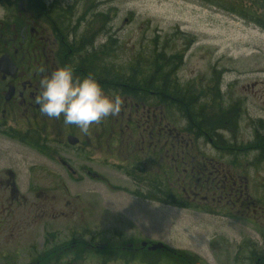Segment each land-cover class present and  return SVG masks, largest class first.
Listing matches in <instances>:
<instances>
[{
    "label": "flooded vegetation",
    "instance_id": "1",
    "mask_svg": "<svg viewBox=\"0 0 264 264\" xmlns=\"http://www.w3.org/2000/svg\"><path fill=\"white\" fill-rule=\"evenodd\" d=\"M63 1L0 0V264H81L91 261L95 253L110 254L113 249L123 250L124 245L122 252L136 258L135 264H163L159 252L165 246L155 250L152 247L157 242H135V237L124 244V238L129 236L122 233V228L127 221L132 229L126 231H135V218L121 211L115 215L117 211L104 206V200L90 201L98 202L99 216L104 217L98 224L101 230L94 233L98 229L92 230L90 225L97 222L84 221L86 206L97 207L87 202L83 206L80 195L67 190V184L88 178L103 181V165H111V169L128 178L131 186L124 189L133 199L187 204L202 211L206 210L204 206L208 207L206 211L218 208L224 215L251 222L264 218V176H255L261 194L254 198L248 192V175L224 171L230 167L226 161L229 157L224 154L235 151H240L241 157L255 153L250 162L244 158L246 169L264 167V116L250 113L245 102L232 104L231 99L223 97L215 101L217 97L212 95L211 103L216 104H212V112L207 107L209 120H200L201 116L192 111L190 137L185 139L175 127H166L163 132L158 126L164 119L159 88L136 87V97L126 92L127 75L112 78L105 71L95 70L94 66L106 63L92 59L98 45L94 44L96 38L108 36L107 31L97 33L99 36L93 34L104 26L94 22L93 16L100 12L85 7L79 13L78 4L74 7ZM184 1L212 8L242 1L240 18L264 22V0ZM234 11V15L239 14ZM58 67L70 68L75 79L87 75L95 78L105 95L121 99L120 113L90 125L87 134L74 125L66 126L62 117L41 114L35 103L39 81ZM207 89L209 96L213 90L210 86ZM150 94L157 97L151 98ZM136 153L143 158L135 159ZM214 153L223 158L216 159ZM91 165H98L97 171ZM147 171L154 175H146ZM136 174L142 180L137 181ZM134 182L144 185L141 188ZM42 185H51L58 191L46 192L39 188ZM24 186L28 191L31 186L34 189L27 194ZM138 189L143 193L140 197L135 195ZM112 223L118 234L115 229L109 231ZM28 232L39 234L42 241L22 248L11 245L13 236ZM144 254L153 258L144 259ZM118 257L115 256L116 263L125 264ZM237 258L233 264H239ZM178 259L182 260L179 264H190L184 256ZM246 259L264 264L263 254Z\"/></svg>",
    "mask_w": 264,
    "mask_h": 264
},
{
    "label": "rangeland",
    "instance_id": "2",
    "mask_svg": "<svg viewBox=\"0 0 264 264\" xmlns=\"http://www.w3.org/2000/svg\"><path fill=\"white\" fill-rule=\"evenodd\" d=\"M63 2L74 7L78 4L79 13L80 9L83 10L85 7L91 12H100L94 22L98 24L97 26L101 22L106 25L107 29L104 31L108 32V36L105 34L96 38L94 44L97 42L98 45L93 49L92 59L111 64V72L117 69L121 71L128 63L139 60L141 57H137L139 54L143 58H150V53L153 52V55L156 50L165 54V58L169 57L168 54H180L179 58L182 60L176 76L172 78L174 87L188 88V92L191 93V109L201 116L200 120L210 119L207 115L208 109L212 112L215 109L212 104L221 97L226 101L231 99L232 104H236L237 101L245 102L250 113L264 116V27H262L264 22L254 20L249 22L240 18L244 8L242 1L240 3L230 1L222 3V6L217 4V7L213 8L211 5L204 7L197 2L193 4L184 0H64ZM234 10L239 11V14L234 15ZM99 32L100 28L94 34ZM176 80L179 84L175 82ZM207 86L212 87L213 90V94L209 90V96L206 95ZM176 95L178 99L181 98L180 95ZM212 95L217 97L214 98L213 103H211ZM161 106H163L164 119L158 126L163 132L166 127H175L179 130L177 125L181 120L179 114L170 112L163 104ZM137 133L134 135L138 136ZM134 135L132 136L136 138ZM190 136L191 134L183 135L185 139ZM166 149L171 152V148ZM169 152L168 157L171 156ZM239 152L224 154L226 158L229 157V161L225 160L227 166H230L224 171L248 175V192L254 198H258L261 192L255 176H264V167L247 166L246 169L244 158L250 162L254 159L255 153L249 152L245 157H241ZM203 156L206 157V153ZM214 156L219 160L223 158L217 153H214ZM136 158L143 156L136 153ZM91 166L97 171L98 165ZM118 170L120 171V168ZM103 175L105 177L103 181L98 182L88 178L86 181L68 183L66 188L80 195L79 200L83 202V206L87 202L97 207L91 209L86 206L87 215L84 216L86 222H97L90 225L92 230L98 229L93 230L94 233L101 230L98 224L104 217L99 216L98 202L104 200L106 202L104 206L117 211L115 215L121 211L135 218L133 224L135 231H126V228L132 229L131 225H126L127 221L122 228V233L129 236L124 238L126 239L124 244L128 243L130 237H135V242L151 239L153 242L161 243L160 247L165 246V249L159 252V261L163 264H171L173 261L179 264L182 261L178 259L179 256L189 259L190 264H233L235 257H238L239 264H253L246 259L250 255L246 256L243 245L250 246L252 255L262 254L264 251V218L259 222H251L240 216L224 215L222 211L221 213L217 211L218 208L206 211L208 207L204 206L206 210L202 211L194 206L189 208L187 204L176 206L172 202L169 205L160 202H143L139 198L130 197L124 189L131 186L128 178L111 169V165L109 168H104L103 165ZM136 175L137 181L142 180L141 176ZM146 175L154 174L147 171ZM134 185L142 188L144 184L134 182ZM31 187L29 191L28 187L23 188L28 194L34 189L33 186ZM39 188L49 193L58 191L51 185H42ZM121 188L122 190H118ZM142 194L138 189L135 195L140 197ZM91 200L98 202L92 204ZM261 204L264 210V203ZM103 216L111 219L106 214ZM249 216L252 217L251 214ZM114 225L112 223L109 226V231L115 229V233L118 234ZM86 236L83 232V237ZM12 238L11 245L21 248L42 241L39 240V234L29 232ZM109 245L114 248V245ZM158 249L159 247L155 250ZM123 250L113 249L110 254L95 253L94 257H90L91 261L81 264H108L110 261L109 264H119L116 263V255L121 259L119 261H126L125 264H135L136 258L126 256L128 253H123ZM107 251L109 252V249ZM148 258H153V255L144 256V259Z\"/></svg>",
    "mask_w": 264,
    "mask_h": 264
},
{
    "label": "clouds",
    "instance_id": "3",
    "mask_svg": "<svg viewBox=\"0 0 264 264\" xmlns=\"http://www.w3.org/2000/svg\"><path fill=\"white\" fill-rule=\"evenodd\" d=\"M35 103L44 116L62 117L66 126L74 125L85 134L90 125L117 116L122 106L118 96L105 95L95 78L75 79L68 67H58L40 79Z\"/></svg>",
    "mask_w": 264,
    "mask_h": 264
},
{
    "label": "trees",
    "instance_id": "4",
    "mask_svg": "<svg viewBox=\"0 0 264 264\" xmlns=\"http://www.w3.org/2000/svg\"><path fill=\"white\" fill-rule=\"evenodd\" d=\"M158 52L159 50H156L153 55V52H151L150 58H143V56L139 54L137 56H141L139 60H133V62L128 63L124 69H121V73L127 74L126 81L128 88L126 92H128L129 95L132 94L138 97L135 92L136 87H142L146 90H152L153 87L159 88L158 97L160 103L167 106L170 112L179 114L181 120L177 122L178 131L181 135H188L190 133V120L192 117V106L190 104L191 93L190 91L188 92V88L186 87L185 89L184 86L180 89H176L174 87V80L172 79L176 76L178 66L181 63L182 59L179 58L181 55L176 53H174V55L168 54L169 57L165 58V54L163 55V53ZM150 73H152V75H150ZM153 75H156L157 78L153 77ZM175 82L179 84L177 80ZM176 94L180 95L181 98L178 99ZM149 96L153 98L154 94H150ZM239 153H237V155H239ZM243 248L245 251L244 253L247 254L246 256L252 255L249 245L244 244ZM262 254L264 255V251H262ZM262 254L258 253L257 255Z\"/></svg>",
    "mask_w": 264,
    "mask_h": 264
},
{
    "label": "bare ground",
    "instance_id": "5",
    "mask_svg": "<svg viewBox=\"0 0 264 264\" xmlns=\"http://www.w3.org/2000/svg\"><path fill=\"white\" fill-rule=\"evenodd\" d=\"M94 15V14H93ZM98 13H95V15L93 16V17H98ZM92 17V16H91ZM92 17V18H93ZM108 25V24H107ZM103 29H101L100 30V34H103V32H104V30L106 29V25H104L103 27H102ZM98 30H99V28H98ZM94 34V33H93ZM95 35V34H94ZM95 36H99L98 34H96ZM110 66H111V64H107V62L105 63V64H102V65H100V66H92L95 70H97V71H105L107 74H110L111 76H112V78H114V77H116L117 75H127L126 73H121V71L119 70V69H117V70H115V71H112L111 72V70H110ZM123 71V70H122ZM117 72H120V73H117Z\"/></svg>",
    "mask_w": 264,
    "mask_h": 264
},
{
    "label": "water",
    "instance_id": "6",
    "mask_svg": "<svg viewBox=\"0 0 264 264\" xmlns=\"http://www.w3.org/2000/svg\"><path fill=\"white\" fill-rule=\"evenodd\" d=\"M160 246H162L161 244H159V245H155V246H153L152 248L153 249H156V248H158V247H160Z\"/></svg>",
    "mask_w": 264,
    "mask_h": 264
}]
</instances>
